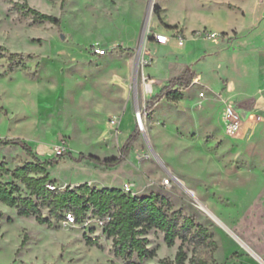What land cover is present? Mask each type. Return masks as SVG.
I'll list each match as a JSON object with an SVG mask.
<instances>
[{"label":"rangeland","instance_id":"374dc122","mask_svg":"<svg viewBox=\"0 0 264 264\" xmlns=\"http://www.w3.org/2000/svg\"><path fill=\"white\" fill-rule=\"evenodd\" d=\"M23 2L0 0V137L23 139L41 160L68 152L75 158L80 153L117 157L118 141L123 147L135 130L125 141L119 134L124 104L136 102L144 110L143 67L154 58L146 72L162 77V60L174 57L183 62L186 51L203 80L185 91L183 109L162 103L152 116L154 107L150 109L148 101L144 130L137 125L140 134L126 161L108 168L64 155L47 167L50 185L64 190L90 182L92 187L123 189L125 182H134L135 196L153 193L169 214L180 210L194 221L187 238H177L171 247L163 232L149 230L144 237L154 254L143 260L134 255L137 264L163 259L176 263L179 247L185 252L181 264H264V113L256 108L259 97L224 104L213 94L224 96L227 69L234 61L238 90L252 94L256 75L245 64L253 61L244 56L238 61L237 53L225 47L237 32L209 29L251 23L256 3L264 0H27L30 8L54 15L59 24L31 12L24 15L18 5ZM168 22L209 28L185 36L188 43L182 48L155 49L153 35L169 30L162 25ZM212 33L216 37H210ZM95 48L106 54L96 55ZM207 78L212 86L205 83ZM226 106L240 114L234 135L225 132ZM146 152L153 158L137 161L135 155ZM1 161L14 169L33 157L19 146H6L0 147ZM169 175L174 178L164 185ZM3 181H14L18 195L30 193L19 180ZM43 215L49 216L47 208ZM201 227L206 237L199 235ZM0 264L127 260L115 255L112 238L97 218L81 224L69 217L55 219L49 227L34 217L19 216L15 207L0 201Z\"/></svg>","mask_w":264,"mask_h":264},{"label":"trees","instance_id":"16d2710c","mask_svg":"<svg viewBox=\"0 0 264 264\" xmlns=\"http://www.w3.org/2000/svg\"><path fill=\"white\" fill-rule=\"evenodd\" d=\"M24 15L31 12L35 17L59 24L60 20L54 15L43 14L28 6L27 0L19 3ZM27 8L25 11L24 9ZM177 28L178 26H167ZM11 70H13L11 68ZM194 79L191 69L174 78L158 95L154 96L148 107L152 109L163 98L178 100L182 97L179 89L188 88ZM138 127L135 128L117 157L100 158L93 155L80 153L78 158L71 153L59 154L55 158L41 160L32 149V146L21 138H1L0 147L19 146L26 154L33 157V161L27 162L14 169L8 167L5 161L0 162V201L18 210V215L34 217L39 224L53 226L54 220L73 216L77 224L86 219L97 218L102 222L103 232L113 241L115 255L127 260V264H137L132 257L137 255L140 260L154 254L147 247V238L144 235L151 229H158L164 233V240L168 246H173L177 238L186 239L191 233L195 223L190 217L182 215L180 210L169 214L159 203L155 194L147 196H135L124 192L118 187H92L88 182L75 187L68 186L61 190L50 189L53 183L47 173L48 166H55L64 155L70 156L79 162L89 160L99 166L114 167L127 160L133 142L139 136ZM41 174V175H39ZM5 178L19 180L30 190L29 195H18V186L14 181H3ZM168 204V208L171 207ZM47 208L49 216L43 215V209ZM199 235L206 237L207 230L199 228ZM25 239L22 245L25 244ZM185 260L183 247H179L176 254V263L163 259L157 264H181Z\"/></svg>","mask_w":264,"mask_h":264},{"label":"crops","instance_id":"0c3cea01","mask_svg":"<svg viewBox=\"0 0 264 264\" xmlns=\"http://www.w3.org/2000/svg\"><path fill=\"white\" fill-rule=\"evenodd\" d=\"M256 4H257L256 9L253 10V15H251L253 17V20L251 23L248 24L247 21L245 20L247 18H243L245 20L243 24H234L230 28H226V29L225 28L213 29L212 27L209 28L206 25L190 27L187 24H177L175 22H168L166 24H162L165 28H168L167 26H178V27L168 28L169 30L162 29V30L157 31V32L166 33L170 37V42L166 45H163L153 40V43L156 46L155 49H158L159 47H166L168 45H175L176 47H179V48L186 46V44L188 43L187 40L185 41L184 46H179L178 40L176 38L177 30L181 32L184 36H190V37H192L193 32L198 31V30H204L206 28H209L214 32H224V33L231 32V31L237 32L238 34L234 38V40L231 43H226L225 47L227 49H232V51L235 54L237 53V55H235L236 60L239 61L240 60L239 56H242V57L244 56L246 57V60L249 61V63H250V60L253 61L252 62L253 65L248 64V63L245 64V68L250 69L252 73L256 75L255 77L256 85L254 88V92L252 93L253 95L248 93L246 89L243 91L238 90V86H237L238 74L235 72V69H237V64L234 61V63L232 64V68L227 69L228 71V73L226 74L227 79H226L225 88L223 89L224 96L222 95V93L217 94L213 92V94L215 95L214 98H218V100H220L221 102H224V104H227L229 100L234 99V98H237L238 101H245V100L249 101V100H254V98L259 97V99H257L258 103H256V108L258 112L264 113V105H263L264 104V37H263L264 35V4H261V3H256ZM147 23H148V18L145 24ZM182 29L184 31H181ZM198 41L199 40L197 37H194L192 39L193 43H197ZM207 48H210V46H207ZM206 51H209V49L208 50L204 49L205 53ZM149 60H150L149 63H147L146 66L143 67L142 73L144 76L149 77V78H154L158 82L152 86L153 88L152 92L147 95V102L148 101L150 102V100L154 96L158 95L166 86H168L174 78L183 74L188 68L191 69L192 73L194 74V77H199L200 84L203 80L201 73L195 72L194 67L192 65L193 62L192 63L188 62V56H187L186 51H185V56L183 57V60H184L183 62H180L179 59L175 60L174 57L173 58L170 57V58H166L162 60V64H160L162 67L161 71L162 73H164V76L162 77H158L156 76V74L152 72L150 73L146 72L147 66H151L154 63L155 59L150 58ZM205 83L209 84L210 86L211 79L207 78L205 80ZM142 85L144 88V84ZM192 86H194V83H192L188 88ZM188 88H182L179 86L175 87L174 90L179 89V91L182 94V97L178 100H169L168 98H163L160 102H158L154 106L152 116L155 114L157 107H159L162 103H169L171 105H175L179 109H183L184 108L183 103L185 100V91ZM209 89L210 91H212L211 88ZM201 92L202 91H200V93ZM200 93H199V96H200ZM205 97H206V94L204 93V96L201 98H205ZM136 109H137L136 102L135 104L126 102V104H124V107L121 110L122 114H121V117L119 118L118 126H119L120 136L124 134L123 141H125L127 139V136L130 134V132H132L137 127V122L135 118ZM124 122H125V125H124L125 131L123 133L122 131H120V127L121 125L124 124ZM150 124H151V120H150ZM207 132H211V131L208 130ZM118 142H119V147L121 149L123 143H121L122 141L120 140ZM142 178H144V176H142ZM126 183L128 182H125L123 185H125ZM131 183L134 184V182H131Z\"/></svg>","mask_w":264,"mask_h":264},{"label":"built area","instance_id":"2783aa9c","mask_svg":"<svg viewBox=\"0 0 264 264\" xmlns=\"http://www.w3.org/2000/svg\"><path fill=\"white\" fill-rule=\"evenodd\" d=\"M210 37H216V33L210 34ZM176 38L178 40L179 46H184L186 38L181 32H179V31L177 32ZM153 40L159 44L166 45L170 42V37L166 33L155 32V34L153 35ZM94 53L98 56H102V55L106 54V51L104 49H101V48H95ZM142 81L144 84V88H143L144 89V101H145L144 110L137 108L135 111V118H136V122H137L138 127L141 130H144L143 118L146 117L150 113V111H147L148 110L147 104H146L147 103V95L152 92V90H153L152 86L154 84H156L158 81L154 78H149V77H146L144 75H142ZM192 83L200 84L199 77H194ZM200 96L203 97L204 93L201 92ZM239 121H240V114L235 110V108L232 106H226L224 109V112H223V122L225 124L226 134L234 135L237 132V130H239V128H240V122ZM135 158L137 159V161L140 162L143 160L152 159L153 157H152L151 153L146 152V153L136 154ZM173 178H174V176L169 175L168 178L164 179L163 184L169 185L171 180H173ZM49 187H50V189H53V190L56 188V187L51 186V185H49ZM123 190H124V192H126L128 194L134 195L131 183H126L124 185ZM68 217L70 218L71 221H74L73 216L68 215Z\"/></svg>","mask_w":264,"mask_h":264},{"label":"water","instance_id":"95a60500","mask_svg":"<svg viewBox=\"0 0 264 264\" xmlns=\"http://www.w3.org/2000/svg\"><path fill=\"white\" fill-rule=\"evenodd\" d=\"M145 31H146V27H145L144 32H143L141 45H142V43H143V39H144V35H145ZM140 50H141V47H140ZM140 50H139V54H140ZM138 59H139V56H138Z\"/></svg>","mask_w":264,"mask_h":264}]
</instances>
